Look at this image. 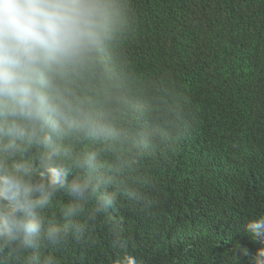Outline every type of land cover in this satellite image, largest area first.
<instances>
[{
	"label": "trees",
	"instance_id": "obj_1",
	"mask_svg": "<svg viewBox=\"0 0 264 264\" xmlns=\"http://www.w3.org/2000/svg\"><path fill=\"white\" fill-rule=\"evenodd\" d=\"M109 2L114 38L71 86L116 135L70 137L58 162L97 152L99 191L116 201L94 218L85 203L81 238L0 262L255 264L264 238L245 225L264 218V0ZM70 201L57 193L43 215L59 222Z\"/></svg>",
	"mask_w": 264,
	"mask_h": 264
},
{
	"label": "clouds",
	"instance_id": "obj_2",
	"mask_svg": "<svg viewBox=\"0 0 264 264\" xmlns=\"http://www.w3.org/2000/svg\"><path fill=\"white\" fill-rule=\"evenodd\" d=\"M117 16L109 0H0V253L19 260L45 241L58 247L70 235L79 239L85 203L95 199L94 218L116 201L115 193L99 191L97 152L80 153L71 167L58 161L71 152L70 137L116 135L71 85L112 41ZM72 168L80 174L72 176ZM60 192L71 201L58 222L43 212ZM245 227L264 238V218ZM112 246L126 247L120 233ZM27 264L57 261L35 255ZM114 264L138 261L125 253ZM255 264H264V248Z\"/></svg>",
	"mask_w": 264,
	"mask_h": 264
}]
</instances>
